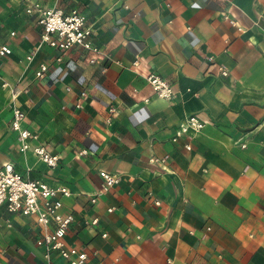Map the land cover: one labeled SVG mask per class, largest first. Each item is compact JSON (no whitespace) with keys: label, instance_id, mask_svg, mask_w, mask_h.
I'll return each instance as SVG.
<instances>
[{"label":"crops","instance_id":"1","mask_svg":"<svg viewBox=\"0 0 264 264\" xmlns=\"http://www.w3.org/2000/svg\"><path fill=\"white\" fill-rule=\"evenodd\" d=\"M37 3L83 12L101 53L76 46L57 61L26 11ZM2 44L0 167L72 192L64 239L85 264H264V0H0ZM16 106L57 166L22 150ZM192 114L203 129L173 141ZM103 170L120 178L107 191ZM41 234L35 216L0 206V264H69L59 250L46 259Z\"/></svg>","mask_w":264,"mask_h":264},{"label":"built area","instance_id":"2","mask_svg":"<svg viewBox=\"0 0 264 264\" xmlns=\"http://www.w3.org/2000/svg\"><path fill=\"white\" fill-rule=\"evenodd\" d=\"M29 13L36 12L39 15V24L42 28L41 42L48 43L51 47L60 52L57 61L62 60V54L66 51L81 46L94 54L101 53V50L93 42L94 30L88 24L87 18L83 12L78 9L65 11L61 7H43L40 4L27 6ZM232 24H236L231 20ZM14 33V32H13ZM12 53V49L6 45H0V56H7ZM34 55L27 56L32 60ZM213 61V57H209ZM96 57H90V62H95ZM48 70V64H41L36 72L37 77L44 76ZM224 76L228 75L226 69L220 68ZM149 84L153 87L155 93L162 98H172L175 91L169 80L160 74L151 72L147 76ZM4 85H7L5 83ZM85 95V92H82ZM13 98H16V92H13ZM112 114L116 108L111 107ZM26 118L25 111L16 106L13 111L11 127L18 131L22 150L32 148L34 153L44 161L49 167L57 166L59 156L52 154L44 144L32 146L29 138L37 137L31 130L23 127ZM205 126V122L197 115L192 114L184 119L175 131L172 138L178 141L184 134L198 133ZM186 149H191V144H185ZM152 161H158L153 158ZM100 174L105 178V185L102 191L109 190L113 185L119 182V175L108 171H101ZM71 191L66 186H51L40 179L25 177L15 169L12 162H6L0 167V206L5 205L7 210L12 213H21L25 216H35L37 224L42 228V234L37 240V244L45 247V257L50 260L52 250H59L60 255L69 264H85L88 254L85 251H79L75 246H68L65 242V236L70 225L75 220L72 212H63V196L71 195ZM97 196L91 198L96 202ZM112 211L113 208H109ZM98 217L86 219L85 223L96 225ZM52 226V228H50ZM106 236V233L103 234ZM171 264V262H169Z\"/></svg>","mask_w":264,"mask_h":264}]
</instances>
